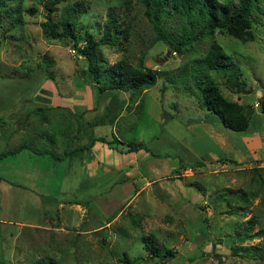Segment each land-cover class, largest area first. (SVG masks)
<instances>
[{
	"label": "rangeland",
	"instance_id": "obj_1",
	"mask_svg": "<svg viewBox=\"0 0 264 264\" xmlns=\"http://www.w3.org/2000/svg\"><path fill=\"white\" fill-rule=\"evenodd\" d=\"M49 1L0 5V264H264V115L254 108L248 128L232 132L200 106L196 89L205 73L198 62L216 42L244 83L234 89L228 74L211 72L221 93L251 109L264 95V0H256L251 15L252 41L216 29L177 52L156 40L137 0H65L51 18L57 32L69 19L73 33L51 39L40 28ZM219 1L230 9L237 3ZM109 13L123 33L114 45L96 48L100 72L123 60L145 62L156 74L155 85L133 99L124 92L97 98L83 80L85 60L76 50L86 34L99 40ZM182 24L171 13L166 29L177 37ZM52 88L79 109L44 111L35 94ZM100 116L105 125L86 127ZM75 125L74 148L90 135L115 137L121 150L142 143L160 157L103 144L111 152L105 163L88 159L92 167L79 150L68 154ZM239 149L260 158L238 164ZM22 151H47L52 165ZM25 181L32 189L23 188ZM145 240L175 258L157 261ZM139 257L147 261L133 262Z\"/></svg>",
	"mask_w": 264,
	"mask_h": 264
},
{
	"label": "trees",
	"instance_id": "obj_2",
	"mask_svg": "<svg viewBox=\"0 0 264 264\" xmlns=\"http://www.w3.org/2000/svg\"><path fill=\"white\" fill-rule=\"evenodd\" d=\"M14 1L16 0H0V5L5 7L4 4ZM64 1L50 0L45 5L47 11L46 21L40 24V28L51 39H63L73 33V24L69 19L63 20L62 31L57 32L55 30L56 24L51 18V13L55 10V7ZM137 2L142 7L143 15L150 23L156 40L165 44L170 52H177L183 48L192 47L204 38L212 36L216 29L224 31L234 39L240 41L248 42L253 40V35L250 32L252 24L251 15L256 7V0H237L236 6L233 9H230V2L219 0H137ZM171 13L179 16V19L183 22L181 29L177 31V34H179L177 37L171 34V31L174 29H166V24ZM13 18L17 20L18 15H14ZM116 22V18L111 13L107 14L99 40L95 41L92 35L86 34L85 45L76 51L85 60L86 72L83 77L84 83L93 86L97 98H101L103 95L113 97L117 92H124L129 93L130 99H133L135 95L143 90L152 88L156 82L155 72L146 67L145 62H139L134 67L126 61L120 60L110 67H105V70L101 72L96 65V48L98 46L114 45L123 33V30L118 29ZM198 63L202 67L203 72H205L198 85L196 84L197 99L200 106L210 115L217 117L224 128L236 133L244 132L248 128L249 120L245 112L246 106L244 107L240 103L226 98L210 75L211 72L228 74V79L233 80L232 87L237 89L244 86V83L240 81L241 74L239 69L229 62V57L216 42L209 44L206 53ZM257 104L258 109L264 115V95L258 99ZM104 117L106 118L107 115H104ZM115 119L116 117L111 120L114 121ZM97 120L95 125H105L103 117L100 116ZM93 126L90 125V127ZM88 138V142L79 148V151L82 153L89 150L95 142H101L124 154L144 151L154 158L160 157L153 154L142 143L136 145L128 143L125 145L124 150H121L118 146L122 145V143L115 137L110 141L103 137L95 138L93 135H90ZM15 152H11L10 154H14ZM37 153L41 154L40 152ZM200 210L202 211L203 209L201 208ZM205 215L204 213L202 215L204 233L208 225ZM143 244L144 249L153 258H157V261L165 262L175 258L176 252L172 250H165L161 253L157 249L152 248L147 240ZM140 261L146 262L147 260L139 257L133 262ZM128 262L129 260L126 263Z\"/></svg>",
	"mask_w": 264,
	"mask_h": 264
},
{
	"label": "crops",
	"instance_id": "obj_3",
	"mask_svg": "<svg viewBox=\"0 0 264 264\" xmlns=\"http://www.w3.org/2000/svg\"><path fill=\"white\" fill-rule=\"evenodd\" d=\"M53 89V88H52ZM51 89V91L52 92H50V90H49V92H46L45 90H42V89H40L36 94H35V99H37V101H38V105H41L45 110L44 111H46L47 113H51V112H56L57 113V116H58V111L57 110H60V109H63V110H66V109H68V110H71V109H79V105L80 104H78L76 101L75 102H69V100H71L72 98H66V97H64L63 95H62V93H59V92H57L55 89H53L52 90ZM79 93V92H78ZM258 96H260V95H258ZM257 96V98H259ZM79 101V100H78ZM234 101H236V102H238V103H240V101H241V99L240 98H236V100H234ZM241 104V103H240ZM256 104H257V102H255V104H254V106H253V108L251 109V108H249L247 105H245V104H241V105H243L244 107L246 106V109H245V112H246V115H247V117H248V119L250 120L251 119V116L253 115V109L254 108H258L257 106H256ZM15 106V105H14ZM13 106V107H14ZM12 107V108H13ZM43 108H40L39 110L41 111ZM89 109H91V108H89V107H87L86 108V110L88 111ZM42 112V111H41ZM7 114H8V112H7ZM18 114V113H17ZM9 114L7 115V119H9ZM17 115H15L14 116V119H17V117H16ZM13 118V117H12ZM63 118V115L60 117V119H62ZM72 118H73V115H72ZM79 118V117H78ZM80 118H84V116L82 117H80ZM95 118V117H94ZM41 120H42V123H43V125L44 126H47L48 125V122L47 121H49V119L48 118H45V117H43V118H40ZM96 119V118H95ZM95 119L93 120V122H91V124L89 123V122H87V124H86V127L88 128L90 125H94L93 127L95 128V127H97L98 125H95L96 124V122H95ZM10 120H12L11 118H10ZM73 120H74V118H73ZM84 120V119H83ZM116 120V119H115ZM249 120H248V123H249ZM86 121V120H85ZM110 122V121H109ZM114 122V121H113ZM109 124H111V125H113V123H109ZM77 128H78V126L77 125H75V127L74 126H69V129H68V134H71V136H67V138L65 137V139H67L66 141H67V145H69V146H71V147H66L67 149H69L70 150V152L68 153V154H70V153H74L75 151H77V150H79V148L81 147V146H83V144L82 145H77L75 148L73 147V145L72 144H74L72 141H75V140H77V142H80L79 141V138L75 135V134H73V131L76 133V130H77ZM61 131H63V129L61 130ZM62 134H64V132L62 133ZM94 137L95 138H99V137H96L95 135H94ZM59 138V137H58ZM58 138H57V140H56V142L57 143H59V141H60V138H59V141H58ZM63 137H61V139H62ZM112 138L113 137H111V140H112ZM72 140V141H71ZM248 140V139H247ZM88 141V140H87ZM248 141H251V140H248ZM103 144L104 143H101V142H95L94 144H93V146L89 149V150H87V151H84V153H82L81 155H82V161H85V158H87V162H86V164L87 163H89L90 161L88 160V159H95V160H97V161H100V158L101 159H103L101 162L102 163H105V161H104V158H107L106 156H107V153L108 152H111V150L109 151V146L108 145H106V146H108V147H105V148H103ZM58 144H56V146H57ZM19 148V147H18ZM108 148V149H107ZM98 149V151L100 152L99 154L98 153H95L96 152V150ZM112 149V148H111ZM57 150H58V148H57ZM104 150V151H103ZM113 150V149H112ZM38 152H40V153H43V154H38V153H34L35 155H33V154H31V153H28L27 151H22V152H20L19 154H21V153H27L29 156H32V157H35V159L36 158H43V159H45V160H42V161H45V163H46V166H48L49 164L50 165H52L51 164V157H49V156H47L48 154V152L47 151H38ZM140 152V151H139ZM144 152V151H143ZM62 153L63 154H67L66 153V151L63 149L62 150ZM146 153V152H145ZM244 153V154H243ZM243 153L241 152V150L239 149L238 150V155H235L234 154V160H235V162L236 163H238V164H243V163H241V161L242 160H245L246 158H249L250 160H251V162H255V161H257L259 158H260V156L259 155H256V151L255 150H251L249 153H250V155L249 154H245L246 152L245 151H243ZM19 154H17L14 158H12L13 159V161H15L16 159H17V156L19 155ZM45 154H47V155H45ZM96 154H98V156H96ZM149 154V153H148ZM243 155V156H242ZM46 157V158H45ZM241 157V159H239ZM31 160L33 159V158H30ZM29 160V159H28ZM90 164H91V162H90ZM43 165H44V162H43ZM95 165L96 164H91V166L92 167H95ZM29 174V173H28ZM28 176L29 175H26V177L28 178ZM0 181L2 182V183H4L5 181H3V179H0ZM12 182V181H11ZM7 183V182H6ZM8 183H10V182H8ZM13 183H15V181L13 182ZM24 185H27V183H26V181H25V183H24ZM23 186V185H22ZM29 187H31V185H27V186H23V188H28V189H32V187L31 188H29ZM27 189V190H28ZM73 206V205H72ZM62 208V207H61ZM60 208V209H61ZM46 216H48V215H46ZM56 217V219L57 220H59V216L57 217V216H55ZM45 222H48V217H46L45 218ZM60 222V221H59Z\"/></svg>",
	"mask_w": 264,
	"mask_h": 264
},
{
	"label": "water",
	"instance_id": "obj_4",
	"mask_svg": "<svg viewBox=\"0 0 264 264\" xmlns=\"http://www.w3.org/2000/svg\"><path fill=\"white\" fill-rule=\"evenodd\" d=\"M146 67H149V66H147V64L145 65Z\"/></svg>",
	"mask_w": 264,
	"mask_h": 264
}]
</instances>
